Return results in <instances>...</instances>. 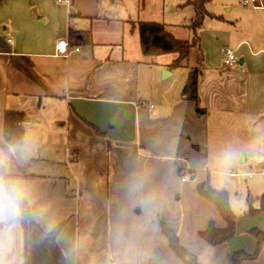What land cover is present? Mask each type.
Returning a JSON list of instances; mask_svg holds the SVG:
<instances>
[{"label": "crops", "instance_id": "obj_1", "mask_svg": "<svg viewBox=\"0 0 264 264\" xmlns=\"http://www.w3.org/2000/svg\"><path fill=\"white\" fill-rule=\"evenodd\" d=\"M183 4L1 1L0 142L5 112L23 113L28 151L11 171L31 177L36 227L0 224V264H24L25 254L29 264H183L162 226L197 264L254 255L249 232L264 233V214L236 223L229 243L209 246L199 234L225 224L197 186L225 191L212 182L218 170L237 168L242 155V171L264 159V9L239 10L225 31L211 30L221 49L234 51L235 66L225 68L222 57L220 66L206 65V54L188 65L201 73L198 114L180 98L188 69L170 70L172 55L144 57L137 31L139 23L157 22L189 40L184 27L193 10L181 27L171 17ZM248 17L259 27L244 26ZM199 33L197 50L205 53ZM61 40L79 53L69 47L68 58L55 57ZM236 132L245 133L243 143ZM242 264H264V244Z\"/></svg>", "mask_w": 264, "mask_h": 264}, {"label": "trees", "instance_id": "obj_2", "mask_svg": "<svg viewBox=\"0 0 264 264\" xmlns=\"http://www.w3.org/2000/svg\"><path fill=\"white\" fill-rule=\"evenodd\" d=\"M1 1L2 0H0V3ZM210 1L211 0H193L180 5L179 8L191 7L193 10V17L190 23L184 27L190 34L189 40L175 38L168 31V28L161 23H139L137 25V31L143 56L149 58L172 55L174 59L168 67L170 70L188 69L187 63L191 50L200 49L198 33L201 31L205 19L213 17L207 11ZM70 36L72 39H75L77 35L70 33ZM200 74V71L197 69H188L184 85L180 92L181 100L194 103L198 114L203 113V110L198 108V80ZM25 122L26 119L23 113L13 111L5 112L0 148L7 150L9 146H18L23 143L25 136L23 126ZM10 165H14V158L10 160ZM255 170L258 174H264V159L256 164ZM17 175L23 179L31 178L21 169ZM197 192L201 198L216 208L225 224L223 229H216L210 224L205 231L199 234L200 239L212 247H218L232 241L236 234L237 218L230 208L227 192L214 190L207 182L199 184L197 186ZM261 214H264V196L258 199V207L255 209L248 203V210L244 213V218H255ZM13 224L20 225L24 230H26L29 225L35 226L29 209L20 219L14 221ZM5 227L4 225H0V231ZM59 229L60 226L56 228L49 237L53 238ZM161 231L164 237H166L171 251L183 264H197L196 258L179 245L176 235L167 230L164 226L161 227ZM249 235L257 244L254 255L248 256L244 254V252H237L229 257L230 264H242L243 262L254 260L258 256L259 249L261 245L264 244V233L258 230H251ZM24 264H29L26 254L24 257Z\"/></svg>", "mask_w": 264, "mask_h": 264}, {"label": "rangeland", "instance_id": "obj_3", "mask_svg": "<svg viewBox=\"0 0 264 264\" xmlns=\"http://www.w3.org/2000/svg\"><path fill=\"white\" fill-rule=\"evenodd\" d=\"M187 1L193 0H172L175 4L185 3ZM177 13V15L171 16L175 18V16H179V26L185 25L188 23L187 16L189 13L192 12L191 7H186L185 11H181ZM243 11H252L251 7H243L238 0H211L210 4L207 7V11L213 16L210 18H206L203 23V32L205 35V39L203 40V44L205 47L204 50L198 51L197 49H192L189 56V61L187 63V67L189 64L200 63L203 59V56L206 54V65H213V66H220L221 64V56H220V47H222V41L220 39L216 40L214 37L215 35L211 33V30H219L225 31L233 20L237 17L241 16V12ZM242 11V12H243ZM171 10H169V13ZM180 14V15H179ZM6 13L2 11L0 13V20L5 19ZM241 22V21H238ZM244 26H252L254 29L258 28V23L252 20L251 17L245 18ZM201 29V31H202ZM182 30V29H181ZM176 37L177 32H174ZM200 34V33H199ZM199 36V35H198ZM200 38V37H199ZM220 38V37H219ZM202 49V47H201ZM170 56V55H169ZM172 58V56H170ZM186 70V69H182ZM237 134V135H236ZM239 136L240 141L243 143V138H246L245 133L243 132H236L233 136ZM244 137H243V136ZM240 142L239 146L242 145ZM243 155L238 160V167L237 168H221L218 170L219 176H211L213 184L216 181L215 186L219 187L217 189H224L228 193V200L229 205L237 218L238 222L246 221L247 219L244 218V213L248 210V203L252 206V208L258 207V199L261 196H264V175L258 174L255 169L249 171H242L244 165ZM11 168H14V165H11ZM244 174H252L251 177ZM214 186V185H213ZM214 186V187H215ZM237 226V224H236Z\"/></svg>", "mask_w": 264, "mask_h": 264}, {"label": "clouds", "instance_id": "obj_4", "mask_svg": "<svg viewBox=\"0 0 264 264\" xmlns=\"http://www.w3.org/2000/svg\"><path fill=\"white\" fill-rule=\"evenodd\" d=\"M28 151L27 141L18 146L0 148V224L14 222L34 204L31 184L11 171L10 160L22 159Z\"/></svg>", "mask_w": 264, "mask_h": 264}, {"label": "built area", "instance_id": "obj_5", "mask_svg": "<svg viewBox=\"0 0 264 264\" xmlns=\"http://www.w3.org/2000/svg\"><path fill=\"white\" fill-rule=\"evenodd\" d=\"M240 2V4L243 7H251L254 11H258L261 9H264V0H238ZM54 2L56 4H60V5H65L67 7L70 6V0H54ZM7 44H11L12 41L10 39H8L6 41ZM70 47L69 41L68 40H61L60 42L57 43L56 45V54L55 57L57 58H68L69 57V53H68V49ZM71 48V47H70ZM71 52L72 53H79V49L77 48H71ZM220 54L222 57V65L225 68H231L233 66H235L237 64V57L234 53V51H232L230 48H222L220 50ZM140 108H144L147 105L144 102H140V104L138 105ZM149 110L153 109V106H148Z\"/></svg>", "mask_w": 264, "mask_h": 264}, {"label": "water", "instance_id": "obj_6", "mask_svg": "<svg viewBox=\"0 0 264 264\" xmlns=\"http://www.w3.org/2000/svg\"><path fill=\"white\" fill-rule=\"evenodd\" d=\"M191 180H193V178H191Z\"/></svg>", "mask_w": 264, "mask_h": 264}]
</instances>
